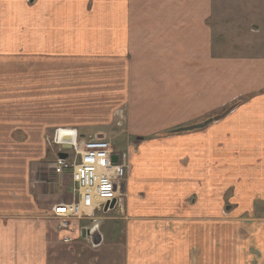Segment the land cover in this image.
<instances>
[{
	"label": "crops",
	"instance_id": "0c3cea01",
	"mask_svg": "<svg viewBox=\"0 0 264 264\" xmlns=\"http://www.w3.org/2000/svg\"><path fill=\"white\" fill-rule=\"evenodd\" d=\"M212 2L0 0V264H264V47L223 55ZM68 19L79 27H65ZM253 27L260 34L264 21ZM60 52L104 56L110 69H168L135 79V94L189 126L232 110L128 153L118 221L59 231L51 208L71 200L70 177L41 173L59 126L49 119V83L60 77L28 65ZM96 229L98 246L83 236Z\"/></svg>",
	"mask_w": 264,
	"mask_h": 264
},
{
	"label": "rangeland",
	"instance_id": "374dc122",
	"mask_svg": "<svg viewBox=\"0 0 264 264\" xmlns=\"http://www.w3.org/2000/svg\"><path fill=\"white\" fill-rule=\"evenodd\" d=\"M27 2L31 6L33 0H27ZM44 6L37 4L34 11L38 12ZM212 7V23L216 41L224 45L226 49L223 55L252 56L257 48L264 47V30L256 34L253 27V24L262 26L264 0H213ZM34 25L40 27L41 23L38 21ZM76 26L79 27L69 19L65 23V27ZM52 54L58 56L44 58L41 61L34 59L33 64L28 65L31 71L40 68L42 69L40 71L45 75L48 74L50 78L60 77L58 81L56 80L57 82L49 83V119L50 122L59 126L46 138L45 159L47 162L52 163L57 153V148L50 146L47 140L59 128L78 129L79 134H87L90 136L88 138L103 135L119 153L120 160L124 159L129 163V154L132 151L137 153L139 146H147V143L177 134L173 131L179 128L189 127L190 119L188 120L186 115L174 117L158 115L156 114L158 110L154 108L152 101L143 102L138 98V94H135V92L139 93L138 90L141 87L140 83L134 82L135 79L144 75L153 76L157 73L161 75L168 69H110L106 66L104 56L77 57L75 58L79 60L77 61L73 60V55L68 52ZM122 71L123 73L126 71L127 75L122 74ZM176 71L178 75H184V69H176ZM123 76L129 80V83L122 82ZM168 86L162 85V90L167 92ZM128 88L129 94H127ZM139 112L144 114L140 115ZM214 117L216 116H210L206 120ZM156 121L178 122V127L164 131L150 130V125H154ZM123 194L125 196V193ZM123 205L124 202L121 200V204L114 210L106 214L98 212L93 221L83 219L79 221V224L83 227L89 225L92 228L93 224L97 223L100 228H103L105 223L119 220L118 218L123 214ZM79 224H77L78 227Z\"/></svg>",
	"mask_w": 264,
	"mask_h": 264
},
{
	"label": "built area",
	"instance_id": "2783aa9c",
	"mask_svg": "<svg viewBox=\"0 0 264 264\" xmlns=\"http://www.w3.org/2000/svg\"><path fill=\"white\" fill-rule=\"evenodd\" d=\"M47 141L57 148V153L42 176L47 182L64 176H69L71 181V200L51 208L59 231L73 232L79 221H93L98 212L106 214L121 204L129 163L120 160L119 153L105 136L83 138L77 129L59 128ZM65 146L70 149H64ZM59 153H66L67 159H60ZM112 203L115 207L110 209ZM64 241L71 242V238L67 236Z\"/></svg>",
	"mask_w": 264,
	"mask_h": 264
},
{
	"label": "water",
	"instance_id": "95a60500",
	"mask_svg": "<svg viewBox=\"0 0 264 264\" xmlns=\"http://www.w3.org/2000/svg\"><path fill=\"white\" fill-rule=\"evenodd\" d=\"M232 110V108H229L228 110H226L224 113L220 114V115H217L216 117L214 118H210L202 123H199V124H196V125H193V126H189V127H185V128H179L175 131H173L174 133H184V132H191V131H195V130H199V129H202V128H205L207 127L208 125L212 124L213 122L215 121H218L220 119H222L223 117H225L228 113H230ZM64 149H70L69 146H65ZM58 157L60 159H67L68 155L66 153H59L58 154ZM115 161H117L116 158H114ZM115 206V203H112L110 205V209H113ZM107 210V208H106ZM83 236L86 237V236H89L91 238V241H92V244L94 246H98L101 244L102 242V236L100 235V233L98 232V229L96 230H85L83 231Z\"/></svg>",
	"mask_w": 264,
	"mask_h": 264
}]
</instances>
